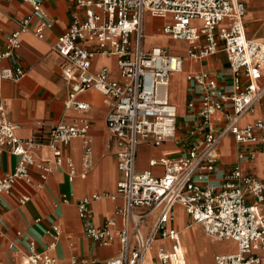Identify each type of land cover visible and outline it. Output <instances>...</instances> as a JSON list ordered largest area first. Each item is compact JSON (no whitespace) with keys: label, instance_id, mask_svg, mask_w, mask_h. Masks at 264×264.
<instances>
[{"label":"built area","instance_id":"built-area-1","mask_svg":"<svg viewBox=\"0 0 264 264\" xmlns=\"http://www.w3.org/2000/svg\"><path fill=\"white\" fill-rule=\"evenodd\" d=\"M25 1L31 4L33 12L20 22V29L3 34L0 28V88L4 80L19 81L27 72L17 60L20 33L37 18L41 24L35 33L43 37L44 27L49 24L40 1ZM68 1L83 11H72L68 29L54 44L66 60L62 68L70 83L66 106L86 110L88 104L79 96L91 88L114 99L107 114V127L118 145L117 166L122 177L116 194L94 193L78 202L79 214L84 219L92 212L95 200L117 195L123 198L117 210L122 219L117 230L120 253L100 264H188L181 233L175 225L177 204L184 208L191 222L200 223L209 234L236 241V251L216 254V264H264V179L244 172L239 163L221 167L218 153L228 133L241 146L239 161L253 160L257 152L264 151V119L257 117L241 124L245 115L258 109L264 112V41L246 34L245 2ZM148 12L169 17L163 33L185 42L186 56L191 60H205L218 51L227 56L229 75L223 80L209 70L187 72V81L199 88V98L187 100L191 115L185 125L179 124L180 115L169 94L171 76L183 69L184 56L160 46L145 49L144 22ZM95 53L117 56L119 79L109 78L107 66L92 68ZM6 60L12 63L5 64ZM18 128L17 123L8 119L0 102V153L19 157L14 170L0 177V193L11 192L17 180L30 181L32 166L40 169L41 178L46 179L54 166L66 159L64 147L77 137L84 139L85 166L92 163L87 120L59 121L44 133L30 137H20ZM171 140L182 143L178 156L162 155L149 160L151 167H163L162 174L137 167L141 143L160 145ZM44 145L51 147L53 158L37 161L33 150ZM69 165L71 178L76 170L71 161ZM29 199L30 196H23L21 201ZM155 209L158 212L152 215ZM116 225L114 217L107 218L101 227L88 224L86 235L104 244L113 239ZM165 240L170 243L156 245ZM23 264L58 262L49 252L32 247L23 255Z\"/></svg>","mask_w":264,"mask_h":264},{"label":"crops","instance_id":"crops-1","mask_svg":"<svg viewBox=\"0 0 264 264\" xmlns=\"http://www.w3.org/2000/svg\"><path fill=\"white\" fill-rule=\"evenodd\" d=\"M37 1L43 4L49 24L44 27L43 37L35 33L41 24V20L37 18L31 20L29 29L20 33L21 46L17 60L27 72L19 81L7 79L2 82L0 102L5 107L8 119L19 125L17 134L20 137L42 134L59 121L87 120L90 124L87 138L91 146L92 163L89 167L85 166L84 139L77 137L64 147L66 159L60 166L55 165L46 179L41 178L40 169L32 166L30 181L17 180L11 192L0 193V264H23V255L30 252L32 247L39 252H49L57 259L58 264H100L120 253L121 242L117 230L122 226V219L117 210L123 203V198L117 195L95 200L92 203V212L84 219L79 214L78 202L94 193L116 194L118 181L122 177L117 166L118 145L107 127V114L113 107L114 99L91 88L79 96L80 100L88 104L86 110L66 106L70 89L69 81L62 74L66 60L54 49V44L68 29L72 11L77 9L82 12L83 9L68 0ZM243 1L246 5L244 22L247 36L264 41V0ZM32 12L31 4L25 0H2L0 3L2 33L8 34L19 30L20 22ZM168 21L169 17L148 12L144 22V41L146 36L162 40L170 38L162 31ZM85 43L90 45L91 42ZM183 56L184 67L172 74L169 94L178 112L184 106L186 117L190 112L186 106L187 100L191 97L199 98V88L187 81V72L209 70L223 80L229 75V64L224 51H218L205 60H191L186 53ZM4 63L12 62L6 60ZM101 66L108 67L110 79L120 78L115 54L95 53L92 68L97 69ZM175 78L177 80H174ZM257 117L264 119V112L258 109L255 113L245 115L241 124L251 122ZM182 133L180 132L179 136ZM181 145L182 143L177 140L160 145L141 143L137 152V167L150 168L156 175H160L163 167L160 165L151 167L149 160L162 155L178 156ZM240 148L234 135L226 134L218 148L220 166L227 168L239 163L244 172L264 179V151L257 152L253 160L239 161L237 154ZM33 153L37 161L53 158V151L48 145L34 149ZM18 159L17 155L1 152L0 177L12 172ZM69 161L76 170L71 178ZM23 196H30V199L22 202ZM175 207V225L181 233L184 248L183 233L197 223L191 222L190 216L180 204ZM157 212L158 209H155L152 215ZM111 217L117 219V225L113 229L114 237L110 242L99 244L86 235L88 224L101 227L105 220ZM153 219L152 216L149 224ZM145 229L147 230V227ZM187 234H193V231H187ZM161 243L170 242L158 241L156 245ZM212 243L214 261L216 254L237 249L234 240L230 243L216 241ZM223 243H227L231 248L222 250L219 245ZM184 253L187 263L191 264L185 250Z\"/></svg>","mask_w":264,"mask_h":264},{"label":"bare ground","instance_id":"bare-ground-1","mask_svg":"<svg viewBox=\"0 0 264 264\" xmlns=\"http://www.w3.org/2000/svg\"><path fill=\"white\" fill-rule=\"evenodd\" d=\"M187 231H193V234H187ZM183 233L184 250L191 264H215L214 255L212 253V242H228L231 238H221L205 231L200 223L192 226ZM189 233V232H188Z\"/></svg>","mask_w":264,"mask_h":264},{"label":"rangeland","instance_id":"rangeland-1","mask_svg":"<svg viewBox=\"0 0 264 264\" xmlns=\"http://www.w3.org/2000/svg\"><path fill=\"white\" fill-rule=\"evenodd\" d=\"M144 44H145V49H148L150 46L153 47L154 45H160L161 47H163L169 53H181V54L185 55V53L187 52V44L185 42H183V41H180V40H177V39H174V38H167V39L162 40V39H159V38H156V37L146 36ZM174 80H177V79L175 78ZM184 110L185 109H184V106H183V107H181L179 109V112H178V114L180 115V117L178 119L180 125H185L186 121H190V117L189 116L191 115V113L189 112L188 115H186L188 117L184 118L183 117L184 113H186V112H184ZM219 126L220 125H218V127ZM231 245H233V243ZM212 246H213V243H212ZM219 247L222 250L223 249L229 250L231 248L230 246H228L227 243H223V244L219 245Z\"/></svg>","mask_w":264,"mask_h":264}]
</instances>
